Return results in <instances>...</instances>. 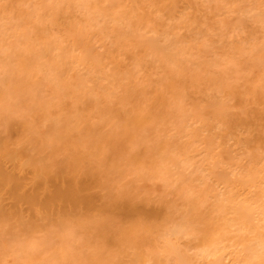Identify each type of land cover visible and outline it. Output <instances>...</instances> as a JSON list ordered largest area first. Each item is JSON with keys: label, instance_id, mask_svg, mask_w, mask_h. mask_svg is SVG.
Segmentation results:
<instances>
[{"label": "bare ground", "instance_id": "obj_1", "mask_svg": "<svg viewBox=\"0 0 264 264\" xmlns=\"http://www.w3.org/2000/svg\"><path fill=\"white\" fill-rule=\"evenodd\" d=\"M0 264H264V0H0Z\"/></svg>", "mask_w": 264, "mask_h": 264}]
</instances>
